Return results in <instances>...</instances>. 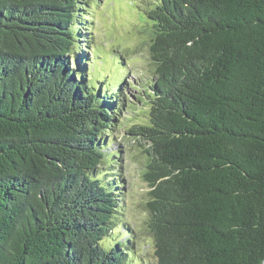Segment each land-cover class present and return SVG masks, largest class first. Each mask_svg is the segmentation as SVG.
Listing matches in <instances>:
<instances>
[{"label": "trees", "instance_id": "16d2710c", "mask_svg": "<svg viewBox=\"0 0 264 264\" xmlns=\"http://www.w3.org/2000/svg\"><path fill=\"white\" fill-rule=\"evenodd\" d=\"M91 6L0 0V264H143L120 124L147 145L154 264H264V0L147 3L153 76L127 83L101 77Z\"/></svg>", "mask_w": 264, "mask_h": 264}, {"label": "rangeland", "instance_id": "374dc122", "mask_svg": "<svg viewBox=\"0 0 264 264\" xmlns=\"http://www.w3.org/2000/svg\"><path fill=\"white\" fill-rule=\"evenodd\" d=\"M154 0H92V6L89 9V22L93 30L92 44L99 51L96 57L105 62L104 69L100 71L101 77H105L110 71L111 76H125V82L142 79L144 82H150L152 79V68L149 59L148 44L149 35H145V25L143 24L142 9L145 5ZM121 55L124 57L123 63L128 65L130 70H118L116 72L111 60V55ZM91 55V53H89ZM88 67V66H87ZM109 74V75H110ZM108 76H106L107 78ZM110 77L107 78L109 81ZM119 88V83L116 84ZM138 96L137 94L130 93ZM130 101L131 98L129 99ZM130 107L136 108V101H132ZM127 107L123 112V121L129 124L127 118H130L133 110ZM141 119L137 117L136 120ZM115 133V140L107 148L109 152L120 151L114 164V169L107 173L122 174L123 185L120 194V204L123 212L122 219L125 226L133 231L134 243L133 249L135 255L141 259L143 264H154L155 248L152 238L144 228L146 218V203L149 199V188L143 179V169L146 164L145 149L147 145L143 138L129 140L124 135L127 127H122ZM133 139V138H132ZM119 173H116L119 174ZM124 231V230H123ZM120 232L121 234L123 233ZM123 239V238H122ZM124 240V239H123Z\"/></svg>", "mask_w": 264, "mask_h": 264}]
</instances>
